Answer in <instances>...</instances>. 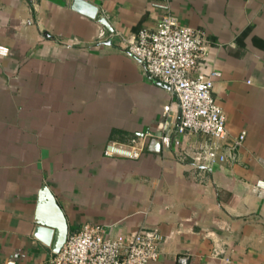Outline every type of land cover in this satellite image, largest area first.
<instances>
[{
	"label": "crops",
	"instance_id": "crops-1",
	"mask_svg": "<svg viewBox=\"0 0 264 264\" xmlns=\"http://www.w3.org/2000/svg\"><path fill=\"white\" fill-rule=\"evenodd\" d=\"M165 2L212 41L228 130L212 158L209 142L178 133L170 91L123 47L155 28L154 4ZM1 49L0 264H50L52 249L34 237L44 186L70 231L159 229L154 264L184 254L189 264H264V0H0ZM137 137L150 141L143 159L104 157L107 143Z\"/></svg>",
	"mask_w": 264,
	"mask_h": 264
},
{
	"label": "built area",
	"instance_id": "built-area-1",
	"mask_svg": "<svg viewBox=\"0 0 264 264\" xmlns=\"http://www.w3.org/2000/svg\"><path fill=\"white\" fill-rule=\"evenodd\" d=\"M154 7L163 11L155 28H142L134 36L123 38V47L144 67L149 79L170 91L177 104L178 133L186 140L200 136L210 144V148H204V158L215 157L218 144L227 138L228 130L226 114L214 96L221 74L208 61L212 41L204 30L181 24L171 3H155ZM0 54H4L3 49ZM172 111L171 107L164 109L168 116ZM245 137L246 133L242 132L232 149H239ZM149 145L148 137L126 143L111 141L104 147L103 155L109 159L139 161L148 153ZM232 158L235 159V154ZM257 186L264 189V182ZM110 229L86 224L70 231L50 264H154L160 260L166 237L159 229L140 228L115 236ZM177 263L189 264V255L179 256Z\"/></svg>",
	"mask_w": 264,
	"mask_h": 264
},
{
	"label": "water",
	"instance_id": "water-1",
	"mask_svg": "<svg viewBox=\"0 0 264 264\" xmlns=\"http://www.w3.org/2000/svg\"><path fill=\"white\" fill-rule=\"evenodd\" d=\"M86 15L97 18L105 26H109L107 20L98 15L97 8L89 5L76 7ZM154 152H160V144L154 140L150 146ZM70 227L67 218L58 204L51 190L44 186L38 196L37 221L34 229V237L52 249L53 254H58L67 241Z\"/></svg>",
	"mask_w": 264,
	"mask_h": 264
}]
</instances>
